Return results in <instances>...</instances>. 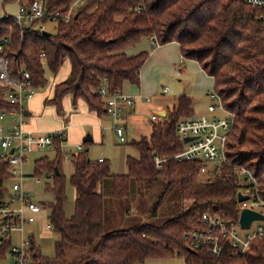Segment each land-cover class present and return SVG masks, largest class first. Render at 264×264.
I'll return each mask as SVG.
<instances>
[{
    "label": "trees",
    "instance_id": "obj_1",
    "mask_svg": "<svg viewBox=\"0 0 264 264\" xmlns=\"http://www.w3.org/2000/svg\"><path fill=\"white\" fill-rule=\"evenodd\" d=\"M71 1L45 0L47 13L65 12ZM260 13V8L240 0H87L76 17L59 21L53 33L38 30L39 20L22 28L12 16L0 20V39L6 38L0 55L7 59L11 75L20 77L25 70L37 88L45 84V65L56 73L64 59L68 60V77L54 86L47 100L58 114L63 112L62 99L67 93L74 104L79 100L97 115L106 114L97 93L102 80L106 79L110 93L120 92L124 81L139 84L148 53L127 56L123 49L151 35L159 45L176 42L182 60L196 61L213 78V89L232 114L225 161L206 174H201L197 160L173 158L183 149L176 124L193 116L192 100L186 95L176 98L167 120L152 125L149 138L131 142L139 156L126 158V174H111L108 162L88 159L87 150L72 155L70 183L75 198L69 217L63 209L62 150L56 139L54 159L44 156L34 161V176L48 174L52 179L45 189L53 196L46 205L52 231L58 235L53 243L55 259L62 264H135L148 258L177 257L184 264H264V237L254 238L251 247L239 255L225 246L218 258L205 248H189L184 239L204 212L237 219V192L248 187L239 177V168L255 178L256 194L264 201V21ZM3 89L0 86V109L8 110L12 105L1 97ZM154 154L167 159L160 168ZM104 178L110 181L107 195L95 190ZM8 180V167L0 161V199ZM159 181L163 188L149 217L157 215L165 197L175 189L178 201L172 216L158 225L143 222L105 231L111 198L127 200L132 186L151 189ZM69 245L85 253L66 260ZM30 261L50 264L34 244L26 264Z\"/></svg>",
    "mask_w": 264,
    "mask_h": 264
},
{
    "label": "built area",
    "instance_id": "obj_2",
    "mask_svg": "<svg viewBox=\"0 0 264 264\" xmlns=\"http://www.w3.org/2000/svg\"><path fill=\"white\" fill-rule=\"evenodd\" d=\"M87 0H72L65 12L58 10L53 13H47L45 0H16L17 12L14 16L20 28L28 27L35 20L40 22L37 29L47 31L45 22L59 21L68 22L75 14L78 8ZM242 3L258 7L261 9L260 18L264 21V0H240ZM141 8H138L140 10ZM10 15L3 14L0 19ZM46 19L45 22H41ZM151 47H157L158 41L154 35L148 37ZM6 41L3 37L0 39V50L2 43ZM44 56V52H40ZM183 60L181 59V63ZM106 79L102 80L97 93L106 106V115L110 117L113 123V131L119 143H126L123 133L121 121L123 117L122 110L124 107L134 103V98L123 95L121 92L110 93L107 90ZM0 86L2 90L1 97L7 101L12 108L8 110L0 109V121H4L6 116H10L12 123L8 129L4 125H0V161L4 162L8 167L10 182L6 185V192L0 199V264H26L29 258V248L31 242L29 233H33L26 227L36 220V215L40 213L42 204L32 202L30 194L22 185L24 175L22 174V165L27 154L35 149H52L54 150V142L56 139L60 141L62 150V158H71L73 151L67 144L63 145L66 136L65 129L50 132H37L29 128L28 121L24 111V103L31 100L35 95L36 88L32 85L30 75L27 71H23L21 76H13L10 74L8 61L0 55ZM163 92L169 89L164 87ZM209 104L207 105V113L214 114L221 111L226 114L223 117H214L201 115L199 117H187L178 121L176 124V133L183 143V149L173 156L178 161H194L201 163L200 172L206 174L210 171L217 170L225 161L226 141L231 132L232 114L225 108L221 97L214 89L207 90ZM150 98L145 97L148 102ZM151 122L156 124L161 117L152 114ZM185 137L191 140L184 142ZM77 151H81V145L74 146ZM11 150L12 153H11ZM103 159L98 158L101 162ZM156 167L160 168L166 158L153 155ZM240 179L247 188L240 190L241 193L247 194L249 197L239 204V212L242 208H248L264 215V201L256 194L255 178L243 168L238 169ZM48 177V174H44ZM19 181H15V179ZM36 183L40 182L38 176L34 178ZM238 212V216H239ZM197 226L190 229L184 234V239L188 241L191 249L205 248L206 251L219 257L225 246H229L236 255L245 253L250 247L254 238L264 237V220H254L249 228L241 229L236 220L223 219L216 214L208 212L202 213L196 220ZM43 230L48 233L52 231L50 223L45 224ZM20 233L19 243L12 244V234ZM6 245V246H5ZM8 259L10 262H5ZM216 264H222L220 262Z\"/></svg>",
    "mask_w": 264,
    "mask_h": 264
},
{
    "label": "rangeland",
    "instance_id": "obj_3",
    "mask_svg": "<svg viewBox=\"0 0 264 264\" xmlns=\"http://www.w3.org/2000/svg\"><path fill=\"white\" fill-rule=\"evenodd\" d=\"M2 1L0 0V15H3L4 12H6L8 15L15 14L16 12V5L12 4V2H7L4 5H2ZM1 20V19H0ZM45 27L48 32H55L56 30V23L47 21L45 22ZM69 74V62L67 59H64L63 63L59 67L56 73H52L51 70L45 65L44 66V76H45V84L43 86L37 87L35 90L34 95V102L36 109L33 111H30L29 115H26V121L33 122L32 119H30L32 116L39 118L41 122H50L55 118L61 119L63 113L65 114L66 111H68L67 108H70L69 110H72L74 107L77 106V104L83 103L82 101H77L75 104L73 103V98L70 93H67L63 99H62V114H58L56 112V108L53 104L47 103V100L50 99L53 95L54 86L64 80L68 77ZM182 83V82H181ZM179 82V76L177 77H169L164 78L161 81L158 82V91L156 95L161 98V101L163 99H166L169 103L171 99H175L181 92L177 90L176 88L180 86L181 84ZM163 87H168L170 91L166 93L164 96H162L160 93L163 89ZM213 89V87H211ZM156 96H151V103H154V101L158 99ZM155 101V102H156ZM26 101L24 103V107L28 105ZM199 102H208L207 98L204 97ZM207 106V105H206ZM205 106V107H206ZM202 112V115H208V116H214V117H223L226 116L225 113L221 111H216L214 114H204V108L203 106L196 107V114L198 112ZM195 114V115H196ZM150 115V114H149ZM103 116V115H102ZM200 115L194 116L198 117ZM105 117L102 119L100 127H110L109 124L113 126L112 120H110V117L106 114H104ZM148 119V118H147ZM73 121H70L69 117H66L63 121H61L62 126H70ZM57 124V122H56ZM78 123H74V125L77 126ZM122 124V122L120 123ZM84 125V124H83ZM122 126V125H121ZM77 128V127H76ZM85 132L84 134L77 139V137H71V136H77V131L73 133L69 138L71 140L67 141L64 140L63 145L67 144L68 147L71 148L73 153L77 154L78 152H82L87 150V158L95 161L98 157H101L109 164L110 172L117 174H123L127 172L126 168V157L132 156L137 157L138 156V150L135 146L131 144L133 140H138L142 137V135H145L146 129L148 128V124H146V127L143 125H137L135 127L128 126V131L125 132L123 130L124 136L126 138V143L119 144L116 136L114 135L113 131L105 129L107 131H103L104 134L101 135L99 138L95 136L93 138L92 143L89 145H86L83 141V139L90 135L92 130V124H85L83 127ZM111 128V127H110ZM123 128V127H122ZM100 129V128H99ZM132 132L134 134H129V132ZM134 131V132H133ZM144 132V133H143ZM68 144H72L73 146H69ZM81 145L82 150L77 151L74 146ZM46 156L49 159H54L55 152L52 149H36L32 152L27 154L26 161L22 165V174L24 175L22 180V185L25 189L29 191L30 199L32 202H35L37 204H42V209L40 213L36 215V220L34 223L28 225L26 229H31L34 233L33 242L34 245L38 247L40 250L41 255L44 258H48L50 261V264H62L63 262L61 260H57L54 258V246L53 243L58 239L57 233L54 231H50L46 233L43 230V226L45 224L49 223V208L46 205V203L51 202L53 200V196L50 191H47L45 188L46 184L51 183V178L45 177L44 175L39 176L40 182L36 183L34 178V161L38 158ZM60 170L61 174L64 177V190H65V201L63 204V209L67 217H69L73 213V205H74V198H75V190L74 187L70 183V175L73 171V165L71 158L68 159H61L60 162ZM111 172V173H112ZM15 181H19V179H15ZM102 189L101 191L107 195L108 194V185H109V179L104 178L102 181ZM9 183V182H8ZM163 188V182L159 181L157 184L151 188L148 189L146 187L139 188L132 186L131 189V196L129 199H112L108 201L107 204V212L105 216V231H110L112 229L117 228H127L132 225H136L143 222H149L152 224H161L164 220L168 219L170 216L173 215V208L175 203L178 201L177 194L175 189L171 191L163 200L161 206L158 209L157 215L153 217H149V209L151 205L159 198V195L161 194ZM19 237L20 233L15 232L12 234V244L11 245H17L19 243ZM85 253V250L79 247L74 246H68L66 248V255L65 259L69 260L72 259V257H77ZM5 262H10L8 259L5 260ZM30 264H37V262L30 261ZM135 264H184L183 260L181 258H148L143 263H135Z\"/></svg>",
    "mask_w": 264,
    "mask_h": 264
},
{
    "label": "crops",
    "instance_id": "obj_4",
    "mask_svg": "<svg viewBox=\"0 0 264 264\" xmlns=\"http://www.w3.org/2000/svg\"><path fill=\"white\" fill-rule=\"evenodd\" d=\"M7 2H12V4L16 5V12H17L16 0H3L2 5H4ZM4 14H7V13L4 12ZM15 14H12V15L9 14V15L14 16ZM123 52L127 56H134L140 52L148 53V57L139 72V84H133L129 81H124L122 83V88L120 92L123 95L131 96L134 98V103L130 106L124 107L122 110L123 117H122L121 125L125 132L129 130L128 126H131L133 128L141 124L144 127H146V124H148V128L146 129V131H144L146 132V134L142 135V137L149 138L151 130H152V125H153V122H151L150 120V116L152 114H156L160 116L162 120L160 122L167 120L169 111L172 108L173 103L175 102L176 98L180 95H186L187 97L191 98L192 109H193L192 117L197 116V115L201 116L203 114L202 112H198V111H197L198 114H196L197 106H199V109L201 106H203L204 114L207 113L206 105L209 104V99L207 97V90L212 89L211 87H213L214 85L213 78L208 76L201 69V66L194 60L187 59V60H183V62L181 63L182 57H181V53L179 50V46L176 42L174 41L169 42L163 45H158L157 47L153 48L151 47L148 38H142L137 44L123 49ZM177 76H179V82L180 83L182 82V83L176 89L179 90L181 94H179L174 100L171 99L170 103L166 99H163V101H161V98H159L160 96L158 97L156 95L158 91V82L164 79L165 77L169 78V77H177ZM168 92H163L162 90L160 94L164 96ZM146 96L150 98L148 102L145 101ZM151 96H156V98L158 97L157 101L155 100L156 102L154 101V103H151ZM204 97H206L208 100L207 104L206 102H199ZM33 98L27 102L28 105L26 106V108L24 107V111L26 112L25 115H29L30 111H33L36 109L35 107L36 104L33 101L34 100ZM67 109L68 111H66L65 114L63 113V115L61 116L62 117L61 119L55 118L50 122L44 123V122H41L39 118L32 116L30 119H32L33 122H28L29 128L37 132H50V131L65 129L66 136L64 140L69 141L71 140L69 137L73 135V133L76 131L78 135L71 136V137L73 138L77 137V139H79L85 132L83 128L85 124H92L91 133L90 135H87L91 138V140L88 141L91 143H92L93 138H95V136L99 138L101 135H103L104 134L103 131H107L105 129L113 131L111 124H109L111 128L110 127L101 128L100 124H101L102 119L105 118L103 117L104 115L100 116V115H97L95 112L89 110L85 103L77 104V106L74 107L72 110H69L70 108H67ZM66 117H69L70 121H73L74 123H78L77 126L74 125V123H72L70 126H67V125L62 126L61 121H63ZM11 123H12V120L10 116H6L4 121H0V125L1 124L4 125L6 129L10 127ZM134 133H132L131 131L129 132V134L131 135ZM68 145L73 146L72 144H68ZM138 156H139V152H138ZM138 156L136 158H138ZM98 158H101V157H98ZM97 159L95 161H97ZM126 173H123V174H126ZM111 174H117V173L112 172ZM9 183H7V185ZM101 189H102V182L99 181L96 185L95 190L97 192H101ZM29 230L32 231L31 229ZM28 236L30 238L31 246H33L34 233H29Z\"/></svg>",
    "mask_w": 264,
    "mask_h": 264
},
{
    "label": "water",
    "instance_id": "obj_5",
    "mask_svg": "<svg viewBox=\"0 0 264 264\" xmlns=\"http://www.w3.org/2000/svg\"><path fill=\"white\" fill-rule=\"evenodd\" d=\"M77 15L75 14L74 17H76ZM26 114V112H24ZM91 138L89 136H86L84 138V142H88L90 141ZM191 140L190 137H185L183 139L184 142H187ZM13 150H11L12 153ZM57 173V171H56ZM248 195L247 194H243L240 191L237 192L236 195V201L237 203H240L244 200L248 199ZM254 220H264V215L260 214L259 212L252 210V209H248V208H242L239 212V216H238V224L240 226L241 229H246L249 228L250 224L252 221ZM38 264H42V263H38Z\"/></svg>",
    "mask_w": 264,
    "mask_h": 264
}]
</instances>
